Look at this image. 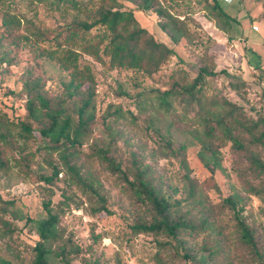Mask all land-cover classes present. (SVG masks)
I'll use <instances>...</instances> for the list:
<instances>
[{
  "label": "rangeland",
  "instance_id": "rangeland-1",
  "mask_svg": "<svg viewBox=\"0 0 264 264\" xmlns=\"http://www.w3.org/2000/svg\"><path fill=\"white\" fill-rule=\"evenodd\" d=\"M161 1L170 5L180 19L185 17L191 33L178 43L170 44L156 28L154 14L134 11L143 26L175 50V55L154 74L109 69L75 48L80 53L78 64L89 67L94 77L95 91L94 122L82 140L76 163L85 177L98 184L111 214L98 218L90 213L93 198L83 195L67 180L60 152L48 151L45 147L48 140L35 132L25 143L27 151L33 152L28 159L31 172L25 174L14 164L13 157L20 156L15 148L9 152L11 168L0 173V261L31 263L33 245L38 239V222L47 217L44 202L50 199L51 212L58 216L57 238L45 243L51 249L47 256L51 264H62L56 255L62 243L78 249V254L69 253L71 264H264V194L255 195L246 190L247 182L262 188L263 175L248 170L243 152L234 149L232 141L224 138L211 141L217 161L211 171L213 158L202 149V144L208 141L203 136L201 117L187 111L178 101H172L168 110L158 107L155 101L157 92L168 87L162 79L171 69H184L194 76L200 63L210 64L217 73L205 79L207 93L222 95L240 105L239 118L250 123L258 121L253 130V134L258 135L264 121V86L261 85L264 84V0H218L227 18L215 15L216 11L211 10L212 0ZM5 11L20 19L19 32L29 37L28 41L22 40L14 64L6 67L0 63V110L8 120L16 122L24 118L25 97L8 94V91L21 90L25 70L32 67L37 73L40 65L50 95L60 92L59 79L66 76L68 70L45 54L40 55L41 49L34 42L35 33L42 31L51 39L63 33L66 26L76 25L83 16L52 0H7L0 4V13ZM92 32L97 30L94 28ZM48 42L38 41L42 46L54 47ZM240 81L249 84L239 89L231 87L230 83ZM122 90L125 95L119 94ZM69 108L71 112V104ZM72 115L76 117L75 112ZM19 130L18 126L12 127L13 134ZM241 131L240 127L233 128V134L240 136L248 152L264 162V139L254 142L252 136ZM163 138L186 145L184 167L174 157L161 156L159 145ZM16 141L18 145L24 142L14 137L15 147ZM99 148H108L109 156L123 169L131 168V156H137L160 176L162 190L172 193L173 197H181L185 191L184 174L202 183V193L213 210V219L225 226V253L208 262L186 261L182 257V245L192 249L198 257L204 252L201 245L211 247L214 233L209 230L194 238L183 231L178 241L164 235L135 233L132 225L138 219L148 218V211L134 202L118 175L100 159ZM50 162H56L60 172L52 184H45L38 181L36 175H49ZM211 176L218 190L203 184ZM62 191L69 196L67 204L62 203ZM235 194L244 199L241 217L255 229L262 255L260 261L250 256L239 241L231 211L220 206L223 197ZM199 216V210L192 208L193 219Z\"/></svg>",
  "mask_w": 264,
  "mask_h": 264
},
{
  "label": "trees",
  "instance_id": "trees-1",
  "mask_svg": "<svg viewBox=\"0 0 264 264\" xmlns=\"http://www.w3.org/2000/svg\"><path fill=\"white\" fill-rule=\"evenodd\" d=\"M7 0H0V4ZM56 5L73 8L82 14L76 25L64 28L63 33L56 34L49 39L44 32L38 31L34 35V42L41 49L40 55L45 54L48 59H54L64 68H68L66 76L59 79L60 92L50 95L45 88L44 71L38 65L35 73L29 67L22 74V87L18 92L8 91V94H18L25 97L24 118L14 122L8 120L0 110V173H5L11 168L9 152L17 148L19 157H13L15 165L21 172L28 174L30 171L28 159L33 152L27 151L25 143L35 132L48 140L45 147L49 150L60 152V159L67 171V180L74 184L83 195H88L94 200L90 213L98 218L111 214L106 205V199L100 193V188L92 179L85 177L80 166L76 163V155L80 153V146L84 137L91 130L94 122V77L89 67L78 64L80 53L75 48L91 56L107 68H123L137 71L142 74L152 75L166 65L168 60L175 55V50L170 45L178 43L181 38L190 34L185 17L180 19L177 13L171 10L170 5L161 0H52ZM212 11L220 18H227V13L222 9L218 0H212ZM151 13L156 17V28L167 38L170 44L159 40L153 31H149L135 17L134 11ZM0 63L6 67L15 63L17 49L22 40H29L28 35L19 32L20 19L5 11L0 13ZM95 28L97 32L93 33ZM49 41L53 46H42L38 41ZM205 59V57L203 58ZM225 72V71H220ZM217 72L210 64L200 63L197 72L191 76L184 69H171L162 82L168 87L158 91L155 95L157 106L168 110L172 101H178L186 106L187 111H194L200 116L204 125V138L202 144L205 154L213 158V168L217 166L216 155L211 141L214 139H230L232 146L237 151H242L248 163L247 169L252 173L263 175L264 162L256 155L250 154L244 146L240 136L233 134V128L240 127L241 132L252 136L254 142H262L263 129L258 135L253 130L258 126V121L250 123L239 118L240 105L229 101L226 97L217 94H208L205 89V79L214 77ZM240 81L230 83L234 89L248 85ZM262 87L264 84H261ZM119 94L125 95V91ZM76 97V99H74ZM76 100L77 102H73ZM72 106L70 112L69 105ZM76 113V117L72 113ZM20 128L17 134L12 133V127ZM16 139H22V145L16 147ZM159 145L162 157H174L181 167H184V143L174 144L170 138H163ZM203 141V138H202ZM99 157L106 166L116 173L130 193L134 202L146 207L149 215L146 219H138L132 225L135 233H145L154 236L164 235L178 241L184 231L192 238L207 230L213 232L212 246L201 245L203 254L199 257L192 249H185L182 245V257L186 261L208 262L225 253V226L213 219V210L207 203L206 195L202 193V183L190 179L184 174L185 191L181 197H173L172 193L163 191L160 176H156L152 167L140 162L135 155L131 156V168L123 169L115 159L109 156L108 148H99ZM49 175H36L38 181L52 184L60 172L56 162H50ZM203 184L218 190L212 182V176L205 179ZM262 188H257L251 183H246V190L255 195L264 194V180ZM63 204H67L69 196L62 191ZM244 199L235 194L221 199V208H227L232 213L234 227L239 241L247 248L250 256L259 261L262 255L255 238V229L249 226L241 217ZM50 199L44 202L47 217L38 222V239L33 245V257L30 264H51L47 256L51 249L45 245L46 241L57 238L56 226L58 216L51 212ZM192 208L199 210L197 220L192 217ZM213 231H212V230ZM78 254V249L62 243L56 252L62 264H71L69 253ZM178 252V251H177ZM0 264H10L0 261Z\"/></svg>",
  "mask_w": 264,
  "mask_h": 264
},
{
  "label": "built area",
  "instance_id": "built-area-1",
  "mask_svg": "<svg viewBox=\"0 0 264 264\" xmlns=\"http://www.w3.org/2000/svg\"><path fill=\"white\" fill-rule=\"evenodd\" d=\"M253 29L257 30V27L256 26H253Z\"/></svg>",
  "mask_w": 264,
  "mask_h": 264
}]
</instances>
